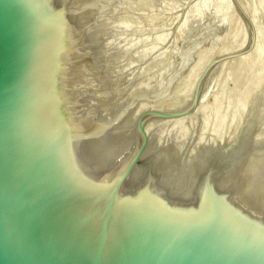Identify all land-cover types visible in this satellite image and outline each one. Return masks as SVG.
I'll return each instance as SVG.
<instances>
[{"label": "water", "instance_id": "95a60500", "mask_svg": "<svg viewBox=\"0 0 264 264\" xmlns=\"http://www.w3.org/2000/svg\"><path fill=\"white\" fill-rule=\"evenodd\" d=\"M70 9L0 0V264H264V216L243 205L237 146L180 173L139 122L132 153L94 163L83 37L98 7L79 24Z\"/></svg>", "mask_w": 264, "mask_h": 264}, {"label": "rangeland", "instance_id": "374dc122", "mask_svg": "<svg viewBox=\"0 0 264 264\" xmlns=\"http://www.w3.org/2000/svg\"><path fill=\"white\" fill-rule=\"evenodd\" d=\"M92 5L99 14L93 27L102 30L95 57L110 59L99 91L104 105L117 106L119 129L130 119L127 132L136 135L144 123L147 141L163 147L181 173L206 151L237 146L246 190L254 196L246 194L256 203L244 200L263 209L264 0H91ZM152 118L159 122L147 131Z\"/></svg>", "mask_w": 264, "mask_h": 264}, {"label": "bare ground", "instance_id": "6f19581e", "mask_svg": "<svg viewBox=\"0 0 264 264\" xmlns=\"http://www.w3.org/2000/svg\"><path fill=\"white\" fill-rule=\"evenodd\" d=\"M67 3H70V5H71V9L69 10L70 15L74 18V20L76 22H78V24H79V22L81 23V21H82L81 16H82V13L85 10L84 8L87 7V6L88 7L89 6L91 7V0H67ZM103 25H105V24H100L101 27ZM91 29L92 28H87L86 31H87L88 34L90 33L89 31ZM100 31L102 32V30H100ZM101 32H98L96 29L94 30V33L91 32L92 33V34H90L91 41L89 39H88L89 40L88 41L85 37H83L84 40H85V42H86V44H87V46H88V50H89V56H88L87 61H86V68H87L88 72L90 73V75L92 76V89H91L90 96H89V100H88V103H87V106H86V109H85V112H84V115H83V118H82V121H84V123L83 122L82 123L84 125L83 130H85V128H87L89 130L88 131L89 132V135L86 138V140H87L86 141V146H87V149L88 148L90 149V147H91L92 150L94 149V151L92 152V159H93L94 163L101 162V165H106V164L108 165V164L112 163L113 161H115V160H117V159L125 156L126 154L132 153L133 148H134V140H135L134 138L136 137V135H134V133H132L133 132L132 130H130V132H131L132 135H130L127 132V130H129V128L127 129L126 126L129 125V123L131 121L130 119H129V122L126 123L127 125L125 124L126 126H123L124 125V122H123V124L121 123L122 125H120V126H123V127L119 129V126H118V124H119V118H118V114H117V106L114 107L112 104H110L112 106H110L109 104H108L109 106L108 105H104V104H106L104 102L106 99L105 100L102 99L103 98L102 96H104V93L102 91H99V87H100V84H101L99 79H100L102 73H104L106 70L109 71V69H106V68H109L108 65H106V62L109 63V60H110V59L105 58V61H103L104 63H102V61H98V57L99 56L97 58L95 57V51L96 50L99 51L100 44L98 46L95 45V40L96 39H95L94 36H96L97 34H99V36L98 35L97 36L100 37V33ZM101 46H103V45H101ZM112 59H115V58H112ZM112 59H111V64L113 62ZM102 60H104V59H102ZM111 64H110V66H112ZM110 69H111V67H110ZM106 76H107V74H106ZM107 79H109V78H107ZM104 83L107 84V82H105V81H104ZM113 84H115V82ZM109 85H111V84H109ZM112 86H114V85H112ZM109 88H110V86H109ZM117 89H115V90H117ZM115 90H114V92H115ZM106 91H107V89H106ZM111 91H112V89H111ZM106 93H108V92H106ZM109 95H107V96H109ZM112 96H114V93H113ZM104 98H106V97H104ZM107 99H108V97H107ZM115 99H114V101H115ZM118 99H116V100L118 101ZM136 102H138V101L136 100ZM137 116H138V114H137ZM155 121L156 122H159V118H158V120H156V119L153 120V118H152L151 120H148V122H146L147 125H146L145 128H148L147 131L151 130V126H153V125L155 126L157 124V123H155ZM132 122H134V120ZM91 124L93 125V127L90 126ZM134 124H135V122H134ZM134 124H133V127H135ZM130 125H132V124H130ZM131 128H132V126H131ZM138 129H139V127H138ZM126 132L129 134V136H126L128 134L125 135ZM140 132H142V131H140ZM77 136L79 137V130H78ZM124 136H126V139H124L123 141H120L121 138H124ZM153 136H155V135H153ZM145 137H146V140H147L148 135L145 134ZM149 137H151V136H149ZM148 140H150V138H148ZM78 142H79V138H78L77 145H76V147H77V154H78L77 156L79 157V143ZM147 142H149V141H147ZM81 149H82L81 150V153L82 154H84V152L87 151L86 149H83V148H81ZM240 153H241V151H240ZM241 158H242V154H241ZM242 162H243V159H242ZM243 166H244V163H243ZM178 169H179V167H178ZM244 171H245V167H244ZM252 172H254V170ZM245 175H246V172H245ZM252 185H253V183H252ZM246 186H247V176H246V185H245V191H244L243 205L246 208H248L250 210H255L256 213L261 214V215L264 216V207L262 209L261 208L262 205H261V207H260V204L257 207L253 206V204L251 205V203L254 202V201L256 203V200H254V201L251 202V200H253V198L250 197V196H252V197L254 196V192L252 193L249 190H248L249 191L248 192L246 190ZM246 191H247L248 194L250 193L251 195L250 196L249 195L247 196ZM247 197H249V201L251 203L248 200H247L248 203H246V201L244 199H248ZM255 203H254V205H255ZM256 205H258V203Z\"/></svg>", "mask_w": 264, "mask_h": 264}]
</instances>
